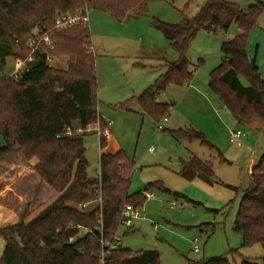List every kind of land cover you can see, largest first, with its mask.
<instances>
[{
  "label": "trees",
  "instance_id": "16d2710c",
  "mask_svg": "<svg viewBox=\"0 0 264 264\" xmlns=\"http://www.w3.org/2000/svg\"><path fill=\"white\" fill-rule=\"evenodd\" d=\"M145 1L0 0V72H6L9 59L16 62L28 57V41L36 32L49 31L56 40L54 48L40 45L35 60L18 79L7 76L8 73L0 74V136L4 140L0 159L20 152L55 191L54 200L36 216L27 220L25 212L19 221L0 228L5 239L0 264H102V236L98 228H102L105 239L111 240L119 232L126 205L139 209L150 190L157 187L169 191L155 182L148 183L145 192L131 194L135 163L122 150L103 152L99 176H89L85 133H65L67 127L86 129L98 119L105 128L106 122L98 114L97 64L89 27L78 24L58 31L54 27L56 17L88 9L101 10L125 21L134 10L141 11ZM263 9V0H253L246 9L227 0H207L194 18L184 17L176 24L154 18L153 26L169 40L178 59L131 100L137 101L148 114L167 116L171 105L157 102V96L169 86L191 82L195 70L191 69L193 64L186 53L198 32H228L236 24L239 32L222 43L223 60L212 70L209 85L241 123L253 115L264 119V79L256 60L247 52L249 33L258 26ZM58 55L67 57L66 68L52 65L50 57ZM176 133L209 144L205 135L194 128H181ZM106 143L107 138L100 136L102 149ZM263 163L264 156L253 168L250 186L241 198L235 218L234 230L242 236V245L246 247L260 243L264 248V185L258 176ZM181 174L189 180L201 178L212 183L214 170L210 161L191 155ZM236 253L237 250H230L229 255ZM258 259L244 257L240 264H264V254ZM234 263L233 258L222 255L189 264ZM106 264L162 262L158 250L132 252L119 247L111 250Z\"/></svg>",
  "mask_w": 264,
  "mask_h": 264
},
{
  "label": "rangeland",
  "instance_id": "374dc122",
  "mask_svg": "<svg viewBox=\"0 0 264 264\" xmlns=\"http://www.w3.org/2000/svg\"><path fill=\"white\" fill-rule=\"evenodd\" d=\"M227 1L244 9L253 2ZM206 2L146 0L141 11L134 10L125 21L91 10L88 25H83L89 27L96 55L98 114L104 121H113L109 127L111 138L106 137L103 149L97 133L98 127L103 128L101 119L87 129H75L76 134L85 133L87 172L98 177L101 154L122 150L135 163L131 194L144 191L148 183L155 182L169 190H150L152 195L147 196L133 218L134 227L122 225L118 232L122 248L132 252L158 250L162 264H189L222 255L240 264L244 257L259 260L264 254L260 243L243 246L242 236L234 230L241 198L252 180L251 160L256 157L257 166L264 156V119L253 115L241 123L209 85L212 70L223 60L222 43L233 38L239 27L233 24L228 32H198L186 53L195 70L191 82L169 86L157 96V102L171 105L166 114L168 121L163 122L165 129L157 131L163 115L148 114L131 100L178 59V53L152 20L176 24L184 17L194 18ZM247 52L256 60L264 79V9L258 26L249 33ZM50 58L52 65L66 68L67 57ZM14 62L9 59L6 72L0 74L9 73ZM242 82L247 84L244 78ZM181 128L202 132L209 144L175 134ZM238 129L243 136L232 143L230 135ZM3 142L0 136V147ZM151 147L154 152H150ZM11 154L14 155L10 158L0 159V228L19 221L25 212L27 220L33 218L55 198L54 189L34 173L23 154ZM191 155L212 163V183L201 178L189 180L181 174ZM4 247L5 239L0 235V256ZM230 250H237L236 255H229Z\"/></svg>",
  "mask_w": 264,
  "mask_h": 264
},
{
  "label": "built area",
  "instance_id": "2783aa9c",
  "mask_svg": "<svg viewBox=\"0 0 264 264\" xmlns=\"http://www.w3.org/2000/svg\"><path fill=\"white\" fill-rule=\"evenodd\" d=\"M88 13L89 10L88 9H83V10H79L76 13H63V14H59L56 17L55 20V29L58 30H62V29H66V28H71L73 26H76L78 24H83V25H88ZM42 44H46L47 46L53 48L56 44L55 40L52 38V35L50 34V32H45L43 34H39L38 32L35 33V36L30 38L28 41V46L30 47L31 52L29 53L28 57L24 60L21 61H16L14 62V66L12 67V69L10 70V72L7 74V76H11L15 79H18L19 76L28 69L29 64L32 63L35 60V52L39 49L40 45ZM51 61V58L49 59ZM168 120V118L165 116L163 117L162 121L159 122L158 127H157V131H161L164 128V124L163 122H166ZM113 124L112 120H108L106 121V127L105 128H101L98 127L97 128V133L100 136H105V137H109L110 135V129L109 127ZM90 125L87 126V128ZM86 128V129H87ZM80 131L82 130L81 128H78ZM75 130L71 127H67V129L65 130V133L67 135H73L75 132ZM243 136V132L242 130L238 129L234 132L231 133L230 135V141L232 143H236L238 142V140ZM150 152H154V147L150 148ZM152 194H147V196H151ZM138 215V211L137 209H135L133 207V205L129 204L126 205V207L124 208L123 212H122V217H121V221H120V226L124 225L127 228H131L133 227V218L137 217ZM99 231L101 232V243L103 246V250L101 251L100 254V258H101V263L102 264H106V258L110 255V252L112 249H116L121 247V241H122V237L117 234L116 236H114L111 240L109 239H105L103 237L102 234V228H98ZM87 231L93 232L92 229H87ZM196 251L199 250L198 247L195 248Z\"/></svg>",
  "mask_w": 264,
  "mask_h": 264
},
{
  "label": "crops",
  "instance_id": "0c3cea01",
  "mask_svg": "<svg viewBox=\"0 0 264 264\" xmlns=\"http://www.w3.org/2000/svg\"><path fill=\"white\" fill-rule=\"evenodd\" d=\"M168 121V120H167ZM106 122V121H105ZM109 137L111 138V134L109 135ZM108 138V137H107ZM109 139V138H108ZM118 152V151H117ZM11 155H14V154H9V155H6V156H4V157H2L1 159H5L6 157L7 158H10L11 157ZM256 157H254L252 160H251V165H250V168H249V171H250V173L252 174L253 173V168H254V166H255V163H256ZM262 168V167H261ZM260 168V169H261ZM258 170V176H260L261 178H262V180H263V185H264V169H261V170ZM34 171V170H33ZM34 173H36L35 171H34ZM37 174V173H36ZM39 176V175H38ZM39 178H40V176H39ZM41 179V178H40ZM47 184V183H46ZM142 191V190H141ZM149 194H151V193H149ZM134 227V226H133Z\"/></svg>",
  "mask_w": 264,
  "mask_h": 264
}]
</instances>
